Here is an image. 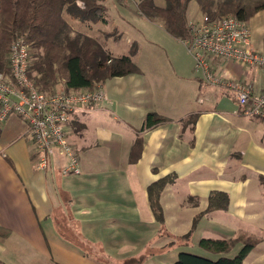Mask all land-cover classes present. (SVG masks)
<instances>
[{
	"label": "crops",
	"instance_id": "0c3cea01",
	"mask_svg": "<svg viewBox=\"0 0 264 264\" xmlns=\"http://www.w3.org/2000/svg\"><path fill=\"white\" fill-rule=\"evenodd\" d=\"M262 13L247 23L255 48L264 51ZM134 57L140 73L107 80L100 88L108 101L76 111L66 125L80 174L61 173L59 150L40 170L29 127L18 116L0 126V264L163 262L202 238L242 231L259 239L244 264H264V121L243 116L228 90L204 84L192 68L169 74L163 61L148 68ZM211 63L216 75L264 94L262 69L220 58ZM150 113L165 121L142 130ZM171 174L177 178L162 193L160 223L148 187ZM213 192L228 195L226 209L207 211ZM172 236L184 240V249L174 250L180 241Z\"/></svg>",
	"mask_w": 264,
	"mask_h": 264
},
{
	"label": "trees",
	"instance_id": "16d2710c",
	"mask_svg": "<svg viewBox=\"0 0 264 264\" xmlns=\"http://www.w3.org/2000/svg\"><path fill=\"white\" fill-rule=\"evenodd\" d=\"M103 1L0 0V73H10L11 45L22 40L30 54L29 76L36 88L48 95L58 92L61 82L67 93L94 91L98 89L96 85L109 79L139 74L140 69L132 58L137 46L132 47L130 55L115 56L98 39L80 33L72 36L70 33L68 18L81 23L106 24L107 8ZM192 2H196L204 16L212 20L237 17L247 22L264 10V0H163V3L139 0L137 9L146 20L162 24L170 36L184 42L192 37L188 16ZM164 121V118L150 113L142 130ZM141 146L142 140H136L131 161L136 160ZM176 178L171 174L148 187L149 205L157 222L164 221L162 193ZM228 204L227 194L213 192L208 199L207 211L223 210ZM201 216H196L194 224ZM258 241L256 236L246 231L233 238H202L199 247L214 253V258L184 251L170 264H244ZM238 245H241L239 249L229 255Z\"/></svg>",
	"mask_w": 264,
	"mask_h": 264
},
{
	"label": "built area",
	"instance_id": "2783aa9c",
	"mask_svg": "<svg viewBox=\"0 0 264 264\" xmlns=\"http://www.w3.org/2000/svg\"><path fill=\"white\" fill-rule=\"evenodd\" d=\"M192 37L184 41L195 61L196 72L204 84L228 90L241 114L264 121V94L237 80L215 74L211 59L220 58L264 70V51L254 46L253 34L246 21L237 17L212 20L204 16L189 23ZM30 54L26 44L17 40L11 45L9 74L0 73V126L12 116L24 121L39 155L38 168L48 169L55 150L68 158L61 169L65 176L81 173L79 159L73 151L66 125L81 109L108 101L102 89L94 91H58L48 95L39 91L28 73Z\"/></svg>",
	"mask_w": 264,
	"mask_h": 264
},
{
	"label": "rangeland",
	"instance_id": "374dc122",
	"mask_svg": "<svg viewBox=\"0 0 264 264\" xmlns=\"http://www.w3.org/2000/svg\"><path fill=\"white\" fill-rule=\"evenodd\" d=\"M138 1L139 0H104L103 4L107 8V13L105 14L108 21L106 24L101 22L81 23L80 21L70 20L68 18V24L71 28L70 33L72 36L76 33H80L98 39L104 46H106V49L112 52L115 56L130 55L131 49L135 45L137 46L136 52L138 53L137 60L141 61L142 65L148 68H151L157 63L160 64V61H163L167 69L166 72L169 74L170 72L173 73V70L176 71L177 68L182 67L188 72H190V69L192 68V73L194 72L196 73L195 75H200V73L196 72L194 58L189 53L185 44L183 45L179 39L167 34L166 31L159 26V23L150 22L141 16L137 9ZM157 2L163 3V0H157ZM262 14V16H264V13ZM188 16L189 21L192 22L201 20L204 14L201 12L197 3L192 2L189 6ZM261 17L257 25L264 26V17ZM253 23L254 22H252V24ZM104 84L100 83L96 85V88L101 89L100 87H103ZM58 89V91L65 89L63 82L59 84ZM71 147L75 152L72 145ZM56 157L57 156L53 158V164H55V166L58 163L56 162ZM62 160L66 163L65 165L68 164V158L66 156H64V159L62 158ZM171 238H174L176 241L178 239L175 236H172ZM183 242L184 240L174 244V250L180 247H183L184 249ZM182 243L183 245H181ZM188 246V251L192 253L201 254L203 252L208 254L205 255L206 257L210 258L216 256L214 253L201 249L199 245L198 247H195L190 243ZM237 250L238 249L233 250L229 255H233ZM181 252H184V250ZM176 260L177 258L175 257L160 262L158 260H146L143 257L141 260H138V262H133V264H170ZM129 263L132 264L131 262Z\"/></svg>",
	"mask_w": 264,
	"mask_h": 264
}]
</instances>
